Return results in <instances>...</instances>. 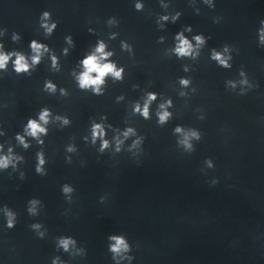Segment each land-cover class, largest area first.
I'll return each instance as SVG.
<instances>
[{"label":"water","instance_id":"1","mask_svg":"<svg viewBox=\"0 0 264 264\" xmlns=\"http://www.w3.org/2000/svg\"><path fill=\"white\" fill-rule=\"evenodd\" d=\"M136 2L0 0L4 51H20L30 60L32 40L50 49L31 75H17L11 61L7 71H0V144L4 152L13 146L24 157L16 171H0V208L7 205L18 218L9 230L0 213V264H51L57 255L68 264H114L108 248L114 234L125 235L132 245L131 264H264V46L258 37L264 0H213L215 8L203 0H140L142 11L135 9ZM44 11L51 13L49 23H57L50 36L41 27ZM178 11L175 23L171 18L157 23ZM110 17L116 23L109 25ZM188 26L192 31L185 36L192 40L203 34L207 43L195 59L177 58L175 36ZM14 32L19 40L12 39ZM69 35L71 45L65 40ZM101 40L113 53L108 59L124 73L123 80L106 77L103 95L96 96L79 89L75 74ZM224 44L234 46L231 69L210 59L211 50ZM50 54L58 57V71ZM241 67L250 84L258 85L242 96L247 86L239 84ZM181 77L191 81L188 87L181 86ZM229 79L237 81L235 90L225 87ZM46 80L57 85L54 94L43 91ZM149 92L157 99L145 120L133 106L143 105ZM168 99L172 116L161 126L156 113ZM45 106L53 113L45 144L29 138L31 147L25 150L15 135ZM56 115L71 123L63 126ZM102 116L107 118L101 121ZM93 120L104 124L112 145L104 153L98 152L99 140L91 143ZM177 126L201 132L200 141L192 140L195 151L178 145ZM129 127L135 135L125 139L122 132ZM116 136L124 140L119 153ZM138 137L142 144L131 148ZM69 144L77 151L66 152ZM41 147L45 176L35 172ZM209 159L215 167L207 166ZM65 183L75 188L72 204L61 192ZM101 196H107L103 203ZM32 198L43 202L38 216L27 212ZM36 222L47 229L44 239L29 227ZM61 235L75 238L86 254L71 258L57 251L54 238Z\"/></svg>","mask_w":264,"mask_h":264},{"label":"clouds","instance_id":"2","mask_svg":"<svg viewBox=\"0 0 264 264\" xmlns=\"http://www.w3.org/2000/svg\"><path fill=\"white\" fill-rule=\"evenodd\" d=\"M203 3L208 5L210 8H215V4L213 0H203ZM165 7H167L165 5ZM135 9L137 11H142L144 9V4L137 0L135 3ZM199 9H196L197 14H199ZM181 16V12H176L175 15L171 17L169 15H162L159 17L157 23L160 24L162 21L167 22L171 18V21L175 23ZM41 19V27L44 29L45 34L50 36L53 31L57 28V23L52 22L49 23L51 19V13L49 11H44L40 17ZM215 23H219V18L214 19ZM116 23L115 17H110L108 19V24L112 25ZM162 26V24H161ZM91 31V29H89ZM191 26H188L184 29V31L178 32L175 36L176 44L174 49L172 50L177 58H192L195 59L199 56V49L207 43V39L203 34H197L192 37V40L195 41V45L192 43L187 36H185V32H191ZM115 33L112 34L111 38L115 37ZM258 37L259 42L262 46H264V20L260 21V27L258 29ZM12 39L19 40L20 36L13 33ZM163 37H160V40L163 41ZM66 42L71 45L72 44V37L66 36ZM122 48L124 50H128L131 52V46L126 42H121ZM107 45L101 40L98 41L97 46L95 47L94 51L87 55L85 58L82 59L81 66L82 71L79 74H75V79L78 83V87L81 90H91L92 93L96 96H101L104 93L103 85L105 84V78L111 76L114 80H123V67H117L114 62H111L108 58L113 55L112 52L105 51ZM233 45L224 44L221 49L213 48L211 50L210 59L215 61L216 64L224 69H231L232 68V59L233 56L230 54ZM3 44H0V71H7L8 64L11 61L13 65V71L17 75L21 74H28L31 75L32 70L35 66L39 65L41 62V58L45 53H50L49 47L44 44L37 42L36 40H32L30 43V49L32 55L27 57L20 51H10L6 52L3 50ZM68 53V49H64V54ZM226 53H228L226 55ZM15 57V59H13ZM51 59V67L54 70H59V62L58 57L55 54H50ZM184 71H188V67H184ZM95 74V75H93ZM239 76L242 78L239 81V84L242 86H247L246 89H242L239 95H246L247 90H250L253 87H257L258 85L250 84L248 75L246 71L241 67L239 71ZM191 81L187 78L181 77L180 84L183 87H188ZM226 88H231L235 90L237 87V81L235 80H227L225 82ZM57 90V85L53 83L51 80H46L44 82L43 91L54 94ZM195 91V89H193ZM60 93L62 96H67L68 92L64 89H60ZM184 95V93H181ZM123 96L117 97V100H122ZM157 99V94L155 92L147 93V96L144 100L143 105L139 102H136L133 106V112L140 114L145 120L150 119V106ZM172 106V100L168 99L164 103L159 105V110L157 111L156 115L158 117V124L164 125L166 124L172 116V113L168 111V108ZM107 117L102 116L101 121L105 120ZM53 113L51 108L45 106L41 108L38 113L37 117H29L27 123L23 126V131L18 132L15 135V141L19 146L23 149L27 150L31 147V140H35L36 143L40 146L45 144V140L42 137L48 135L49 130L47 125L52 121ZM55 120L61 121L63 126H68L71 121L67 116H60L56 115L54 117ZM111 128V125H108ZM175 133L182 134V139L178 140V145L182 146L185 151L191 153L195 151V148L192 144V140L200 141L202 138V134L200 131L195 129H189L185 131L182 126H177L174 129ZM3 132H0V135H3ZM122 135L125 139H127L131 135H135V130L131 127L126 128ZM107 131L103 123L96 122L93 120L91 124V143L93 145L96 144L97 140L100 141L98 152L104 153L108 150L112 145L110 141L106 138ZM85 140L88 137L84 138ZM115 141V149L116 153H119L122 149L121 146L124 143V140L120 139L119 136L113 138ZM143 142L142 137H138L136 140L133 141L131 148H136L138 145H141ZM66 152L74 153L77 151L75 145L69 144L66 146ZM131 150V149H130ZM65 160L67 163H72L71 156H66ZM24 161V157L19 155L15 152L13 146H9L7 151L4 152V144H0V171H6L9 168H12L13 171H16L18 165ZM209 168L215 167L212 161L206 160L205 161ZM47 164V159L45 157V153L43 148L36 152V165H35V172L38 175L45 176L47 175V171L45 165ZM25 174L20 172V177L23 179ZM213 184L218 183L217 180L212 182ZM61 192L64 195L66 201L69 204L73 203L72 194L75 192V188L70 184H63L61 186ZM107 199V196H101L100 202L103 203ZM43 207V202L38 198H32L28 201L27 204V212L30 216H38L40 214V209ZM0 213L3 214L5 221H6V228L13 229L17 222V213L9 208L7 205L0 208ZM29 227L36 233V235L40 239H44L47 235V229L42 223L36 222L29 225ZM109 241V251L112 254V259L114 264H122L123 261H127L128 264H131L134 257L130 255L132 251V245L129 243L128 239L125 235H110L108 237ZM55 246L57 251L62 250L64 253H67L71 258H75L77 256L83 257L86 254V249L83 247L77 246V241L72 236L61 235L54 238ZM51 264H68L67 261L61 259L59 255L54 256L51 260Z\"/></svg>","mask_w":264,"mask_h":264}]
</instances>
